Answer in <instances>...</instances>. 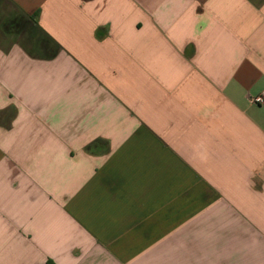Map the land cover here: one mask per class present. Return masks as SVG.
I'll return each instance as SVG.
<instances>
[{
  "label": "crops",
  "instance_id": "0c3cea01",
  "mask_svg": "<svg viewBox=\"0 0 264 264\" xmlns=\"http://www.w3.org/2000/svg\"><path fill=\"white\" fill-rule=\"evenodd\" d=\"M262 94L264 0H0V264H264Z\"/></svg>",
  "mask_w": 264,
  "mask_h": 264
},
{
  "label": "built area",
  "instance_id": "2783aa9c",
  "mask_svg": "<svg viewBox=\"0 0 264 264\" xmlns=\"http://www.w3.org/2000/svg\"><path fill=\"white\" fill-rule=\"evenodd\" d=\"M249 99L253 104H256V105L264 104V94L256 96V97H250Z\"/></svg>",
  "mask_w": 264,
  "mask_h": 264
},
{
  "label": "trees",
  "instance_id": "16d2710c",
  "mask_svg": "<svg viewBox=\"0 0 264 264\" xmlns=\"http://www.w3.org/2000/svg\"><path fill=\"white\" fill-rule=\"evenodd\" d=\"M19 23H21V22H19Z\"/></svg>",
  "mask_w": 264,
  "mask_h": 264
}]
</instances>
